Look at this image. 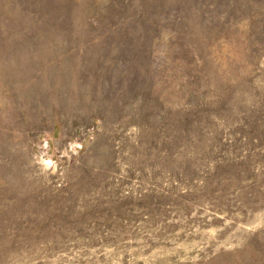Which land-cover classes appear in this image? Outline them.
Segmentation results:
<instances>
[{"label": "rangeland", "instance_id": "obj_1", "mask_svg": "<svg viewBox=\"0 0 264 264\" xmlns=\"http://www.w3.org/2000/svg\"><path fill=\"white\" fill-rule=\"evenodd\" d=\"M0 264H264V0H0Z\"/></svg>", "mask_w": 264, "mask_h": 264}]
</instances>
